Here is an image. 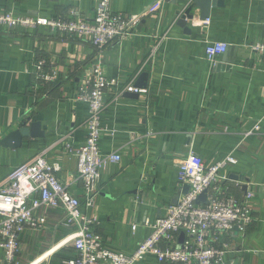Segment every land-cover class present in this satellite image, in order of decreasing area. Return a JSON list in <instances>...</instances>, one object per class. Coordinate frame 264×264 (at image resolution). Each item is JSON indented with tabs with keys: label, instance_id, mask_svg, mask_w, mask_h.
Returning a JSON list of instances; mask_svg holds the SVG:
<instances>
[{
	"label": "crops",
	"instance_id": "crops-1",
	"mask_svg": "<svg viewBox=\"0 0 264 264\" xmlns=\"http://www.w3.org/2000/svg\"><path fill=\"white\" fill-rule=\"evenodd\" d=\"M154 1L113 0L115 11L138 22L101 51L88 39L52 33L43 25L0 22V181L43 153L60 163L59 177L84 198L82 185L75 181L74 151L87 136L88 105L77 96L100 62L104 74L119 83L105 97L100 144L103 154L119 152L121 160L105 167L87 209L106 247L132 253L167 207L181 201L186 184L177 172L191 152L206 165L233 153L238 163L223 170L221 184L240 200L252 193V222L244 233L234 229L227 236L226 264H264V53L252 49L264 43V0H222L212 6L210 21L201 20V10L194 6V17L185 27L177 21L191 0H166L152 13ZM97 4L0 0V13L92 19ZM215 41L229 47L214 62L206 48ZM40 60L45 71L57 72L55 80L38 78L35 66ZM131 84L146 92L117 93ZM34 122L41 124L42 137H24L17 148L1 144ZM37 214L46 227L28 229L21 238V252L22 247H45L42 253L34 250L31 264L53 255L62 264L74 257L73 242H65L73 230L59 226L64 211L41 208ZM183 241L180 234L178 244ZM138 264L160 263L149 255Z\"/></svg>",
	"mask_w": 264,
	"mask_h": 264
},
{
	"label": "built area",
	"instance_id": "built-area-1",
	"mask_svg": "<svg viewBox=\"0 0 264 264\" xmlns=\"http://www.w3.org/2000/svg\"><path fill=\"white\" fill-rule=\"evenodd\" d=\"M165 1L155 0L149 11L157 12ZM112 3L113 0H98L92 19L33 18L10 11L0 13V22L10 26L43 25L52 33L88 39L101 51L124 37L138 22L134 17L129 19L115 11ZM228 47V43L222 41L210 43L206 48L207 57L215 62ZM252 49L264 53V43L252 45ZM35 67L42 81L57 78L55 70L45 71L44 60L38 61ZM118 88V80L106 76L100 62L93 65L79 87L77 97L88 105L87 136L74 151L77 159L75 181L82 185L83 199L59 177L60 163L50 161L43 153L14 167L0 181V250L6 264H19L21 238L26 230L46 227L45 219L37 214L41 208L63 210L64 218L59 226L73 230L65 242H73L76 254L63 264H138L149 255L160 264H226L227 236L234 229L244 233L252 222L249 204L252 193L240 200L225 191L221 184L223 170L238 163L233 153L206 165L200 155L191 152L177 172L179 181L190 186L181 201L167 207L166 213L151 225L150 235L132 253L106 247L103 236L96 230L97 220L87 213V209L93 205L98 179L105 167L121 160L119 152L103 154L100 144L105 97L108 91ZM125 91L141 94L146 89L131 84L117 93L121 95ZM203 192H206V202H198ZM181 233H185L186 239L179 245Z\"/></svg>",
	"mask_w": 264,
	"mask_h": 264
},
{
	"label": "water",
	"instance_id": "water-1",
	"mask_svg": "<svg viewBox=\"0 0 264 264\" xmlns=\"http://www.w3.org/2000/svg\"><path fill=\"white\" fill-rule=\"evenodd\" d=\"M175 3L177 0H168ZM219 3H222L218 0H191L189 1V5L186 6L183 14L180 16L178 22V25L185 27L187 25V20H192L194 15H192L193 7L196 6L201 10L200 19L206 20L210 18L211 16V9L213 5H217ZM142 83H139V86H141ZM41 124L39 122H34L29 126H22L21 128L13 131L10 133L6 138H4L1 142L4 146H11L13 148H17L21 146L22 140L24 137H42L44 134L40 130ZM189 184L185 185V191L187 192L189 190ZM206 192H203L199 198L198 202H206ZM185 238V233H181V241H183Z\"/></svg>",
	"mask_w": 264,
	"mask_h": 264
},
{
	"label": "rangeland",
	"instance_id": "rangeland-1",
	"mask_svg": "<svg viewBox=\"0 0 264 264\" xmlns=\"http://www.w3.org/2000/svg\"><path fill=\"white\" fill-rule=\"evenodd\" d=\"M43 249H45V247L39 248L37 250L29 246L26 247L25 249L24 247H22V252L19 254L18 257L19 264H31L36 259L31 257L32 255L35 254L34 250L36 252L38 251L41 252ZM0 264H6L4 256L2 257L1 255H0ZM41 264H62V261L60 260V256L53 255L51 258H48L47 260H45V262Z\"/></svg>",
	"mask_w": 264,
	"mask_h": 264
},
{
	"label": "trees",
	"instance_id": "trees-1",
	"mask_svg": "<svg viewBox=\"0 0 264 264\" xmlns=\"http://www.w3.org/2000/svg\"><path fill=\"white\" fill-rule=\"evenodd\" d=\"M68 259V258H67ZM66 260V259H65Z\"/></svg>",
	"mask_w": 264,
	"mask_h": 264
}]
</instances>
